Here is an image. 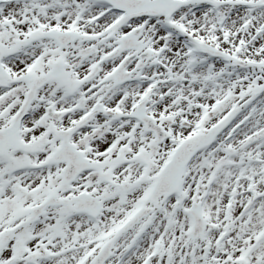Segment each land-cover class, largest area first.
<instances>
[{
    "label": "snow or ice",
    "instance_id": "6c2138e0",
    "mask_svg": "<svg viewBox=\"0 0 264 264\" xmlns=\"http://www.w3.org/2000/svg\"><path fill=\"white\" fill-rule=\"evenodd\" d=\"M0 264H264V0H0Z\"/></svg>",
    "mask_w": 264,
    "mask_h": 264
}]
</instances>
